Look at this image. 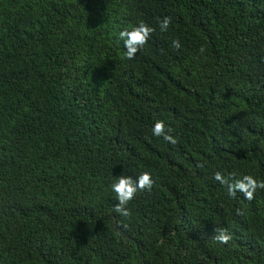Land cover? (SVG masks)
Returning a JSON list of instances; mask_svg holds the SVG:
<instances>
[{"label": "trees", "instance_id": "obj_1", "mask_svg": "<svg viewBox=\"0 0 264 264\" xmlns=\"http://www.w3.org/2000/svg\"><path fill=\"white\" fill-rule=\"evenodd\" d=\"M142 171L121 216L109 185ZM243 175L264 181V0H0V264H264Z\"/></svg>", "mask_w": 264, "mask_h": 264}, {"label": "clouds", "instance_id": "obj_2", "mask_svg": "<svg viewBox=\"0 0 264 264\" xmlns=\"http://www.w3.org/2000/svg\"><path fill=\"white\" fill-rule=\"evenodd\" d=\"M168 26L169 19L167 17H164L158 23V27L162 32L166 31ZM153 31L154 29L150 25L143 22L130 29L120 31L119 38L123 43L125 54L128 59H132L133 56L143 48ZM172 43L174 47H179L178 41L174 40ZM170 132L171 129L168 128L162 120H156L151 125V135L153 137H162V139L168 143L174 144L176 141ZM214 179L221 184L226 183L219 172L214 174ZM152 184L153 177L149 171H142L135 177L127 174L117 175L109 185L110 191L115 194V212L121 216L127 217L129 215V210L127 208L128 203L133 200L138 191L150 189ZM258 188H264V181L257 180L251 175H243L234 184H228L229 194H232L234 191H239L243 194L244 198L248 200L252 199L254 192ZM213 238L221 245L227 244L230 240V236L223 229L216 233Z\"/></svg>", "mask_w": 264, "mask_h": 264}]
</instances>
